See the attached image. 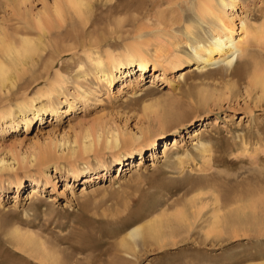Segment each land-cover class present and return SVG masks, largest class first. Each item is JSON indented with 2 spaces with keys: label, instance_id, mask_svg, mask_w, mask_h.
<instances>
[{
  "label": "rangeland",
  "instance_id": "1",
  "mask_svg": "<svg viewBox=\"0 0 264 264\" xmlns=\"http://www.w3.org/2000/svg\"><path fill=\"white\" fill-rule=\"evenodd\" d=\"M88 1L89 14L70 9L58 31L61 36L29 34L40 46L45 40L50 45L45 43L48 47L40 51L41 59L27 58L25 66L10 70L17 79L14 85L6 81L0 87V264L264 263V96L260 90L247 93V79L234 83L228 67L221 64L194 69L193 76L180 81L178 73L192 66V60L166 70L161 80L153 74L162 72L159 66L140 71L132 65L128 73L122 68L114 72L108 87L92 59L124 53L131 45H144L152 54L158 48L157 53L175 51L170 41L174 35L182 37L185 25L194 23V0ZM233 1L226 14L232 19L234 35L240 32L241 22L248 28L260 26L262 31L240 61L254 51L264 54V0ZM53 2L0 0V32L3 28L2 34L18 41L24 19L46 12ZM37 74L44 75L33 81ZM52 81L58 82L54 92L40 95ZM199 96L206 99V107L198 106ZM29 99L32 102L21 111L19 105ZM54 104L58 116L50 111ZM178 111L186 112L184 121L171 122L153 144H141L139 150L135 140L119 150L121 161L130 162L123 165L126 169L119 177L113 157L117 149H104L99 141L83 152L86 131L96 138L97 133L115 129L135 139L147 127L160 133L158 116ZM203 136L211 139L213 159L206 164L194 148ZM173 141L176 144L171 146ZM183 149L188 153L176 164L175 151ZM101 153L104 157L98 159ZM46 155L50 158L44 160ZM71 166L78 171L74 175ZM32 185L39 192L30 198ZM183 203L190 206L186 210L189 231L179 227L172 234L173 225H168L162 242L136 237V242L130 241L137 243L133 248H123V239H133L126 235L129 228L181 209ZM241 204L248 208L233 215ZM214 213L222 216L225 225L219 234L206 235ZM14 233L28 237L23 239L28 246L23 244L29 253L15 244ZM38 248L41 254L35 252Z\"/></svg>",
  "mask_w": 264,
  "mask_h": 264
},
{
  "label": "bare ground",
  "instance_id": "2",
  "mask_svg": "<svg viewBox=\"0 0 264 264\" xmlns=\"http://www.w3.org/2000/svg\"><path fill=\"white\" fill-rule=\"evenodd\" d=\"M19 3H21V2H19ZM89 3H91V2H89L88 0H54L52 8H49V10H47L46 12H43L42 14L39 13V15L35 14L36 16L35 17L32 16L31 20L30 19L28 20L26 18L24 19V24L26 26L25 27H22V25L20 26V28H22L21 29L22 32L18 31L19 29H17V31L22 35L20 36L19 33H17L18 35L15 34L16 37L17 36L20 37L18 39V41L14 38L7 37L4 34H2V31L4 29L1 28L2 31L0 32V87L3 86L6 81H10V84L14 85L15 82H17V79L14 76L12 77L11 74H9L10 70L11 69H14V70L17 69L18 65L19 66H21V65L25 66L27 63H29V62H26V60L32 59L35 56L40 58V56H41L40 51H43V50H45V47L46 48L48 47V45H45V43H47V42H45L46 40L45 41L43 40L44 43L42 42V44L45 47L40 46L39 45L40 42L38 43L34 39H32V36H31L32 33H34L33 36H35V34H36V35H44L43 37L52 36V34L56 35L58 33H59L58 35H60L61 32H58V31L60 30V28H62L63 23H65V20L67 19L66 17L69 15L70 9L78 12L77 13L78 15L79 14L80 15H86L89 11ZM15 5H17V3ZM233 5H234L233 0H194V2L192 3V10H193L192 13L194 16V23L185 25L182 37H179V36H176L173 34L174 38H173V40L170 41V43L173 46L177 47V49H175V51L172 50L169 53H167V52L157 53L159 50V48H158V50H155V51L153 50L154 52L152 54V52L150 53L149 52L150 50L148 51V49L145 48L144 45H131V46H128L126 48L124 53H119V54L108 53L106 59H102L101 57H97L95 59L91 58V59H92L93 63L97 67H99V71L101 72L100 77L104 78V80L108 83V87L114 79V77H113L114 72L115 71L121 72L122 68H123V71L126 70V73H128L129 70H132V67H131L132 65H137V67H138L137 70H140V71L145 70L149 65H152L153 68H155L156 66H159V68H161L162 72L158 73L156 71V72H153V74L155 73L157 80H159V79L161 80L162 78H164V74H165L166 70L177 67L182 63H189V61L192 60L195 62L194 64H192V66H190V67H192V69L189 67L188 69L181 70L178 73L177 78L180 81L181 80L186 81V79L188 77L193 76L195 74L193 71L194 69H196L197 71L198 70L200 71V70H204V68L207 66H212L215 64H221V65H225L228 67V70L230 72L229 75L231 78L234 79V83L237 82L238 80H242V79L244 80L245 78L247 79V82L245 84V89L247 90V93L251 90L258 89V91L260 90L261 95L264 96V61L262 62V60H261L262 56L264 54L263 53L261 54L259 52L256 53L254 51V52L249 53L250 55H248L247 57H245L243 60L240 61V59L246 54L247 48L249 47V43L258 42L256 40V38H257V32L261 31V30L260 31L258 30V29H260V26H257L256 28H252V27L248 28L245 26L244 22H241L240 32L236 33L237 35L235 36L234 35L235 30H234V25L232 23V19L228 18L227 14H226V12L228 13L227 9L229 7L231 8ZM24 9H26V8L24 7ZM15 11L17 12V10H15ZM19 12H20V10H19ZM81 18H82V16H81ZM20 19H22V18H20ZM17 27H19V25ZM53 30H55L56 33H53L52 32ZM17 31L15 30V33ZM4 33H5V31H4ZM260 33H258V37H260L259 36ZM29 34H31V35H29ZM65 35L63 37H60V39L61 38L64 39ZM67 36H68V34H67ZM33 38H35V37H33ZM55 39H57V38H55ZM58 39H59V37H58ZM50 42H51V40H50ZM163 42H165V41H163ZM47 44H49V43H47ZM159 45L160 44H158V46ZM55 52L57 53V51H55ZM92 54L93 53H91V55ZM57 57L58 56H56V58ZM39 58H38V60L41 59V58L40 59ZM50 61H52V60H50ZM37 62L38 61L36 60L35 63H37ZM38 63H40V62H38ZM49 63H51V62H49ZM26 67H25V69H26ZM29 68H30V66H29ZM45 69H47V68H45ZM21 74H23V73H21ZM25 74H26V72H25ZM46 74H48V72L45 73V75ZM43 75L44 74H37V75L32 76L31 79L33 81H37L40 78H42ZM56 75L58 76V72ZM20 76H22V75H20ZM52 82H48L49 86H47V88H45L44 90H40L39 94L46 96V97L50 96L52 94V92H54L55 86L58 83L57 81L53 82V83ZM230 90L231 89L229 88V91ZM236 90H238V89L236 88ZM31 102H32V99H29L26 103L22 102L23 104L19 105L21 111L25 110V108L28 106L27 103H31ZM206 102L207 101L204 98V96H201L198 106L206 107L207 106ZM38 110L40 111V109H38ZM50 111L55 116L59 115L58 114V112H59L58 106H56L55 104L51 105ZM168 113L165 112V114H161L157 118V125H158V129H159L160 133H155V132L151 133V131L149 130L150 128L147 127L145 129V131L142 130L141 133L136 134L138 136L135 137V139L133 137H124L123 133H121L119 130H115V129H110L107 133H97L96 138H94V137L91 138L90 133L86 131V133L84 134L85 141L83 142V146H82L83 152H85V153L89 152L92 145L94 146V143L99 142V141H100V143H102L101 145L104 146V149H109V150L117 149V151L114 152L113 157L116 159V162L118 164V169H119L118 170V177H119V175H121V172H122L121 170L126 169L123 167V165L128 166V164H130V162L124 164L121 161V159L118 156L120 149L129 148L130 146H132L134 144L135 140H139L137 146H138V149L141 150V144H145V145L153 144L155 142L154 141L155 137L158 134H161L163 137L164 128H166L167 125H170L171 122H174L176 124H181L184 121L185 116H186V112L178 111V112H172L171 114H168ZM2 117H4V116H2ZM28 123H29V120L27 119L25 122L26 127H27ZM210 140L211 139L209 136L208 137L203 136L202 138L200 137L198 139L197 143H195L196 145L194 146L195 150H197V152H196V153H198L197 155H200V154L202 155V160H203L204 164L209 163L213 159L212 157H211L212 159L210 158V156H212L211 155V146L209 145ZM174 143L175 142L173 141L171 146L174 145ZM139 150H138V152H139ZM183 150H185V149H183ZM162 153L165 154V151L163 150ZM175 153L177 154L174 158V159H176L175 161H177L176 164L179 163V165H180L182 163L181 160L186 155L185 153H188V152H187V150H185L183 152H179L178 150H176ZM101 157H104L103 153L99 154L98 159H100ZM165 157H167L166 154H165ZM48 158H50V155H46L44 160H46ZM187 158H189V156H187ZM88 160H89V158L85 159L84 161L87 162ZM98 161L103 162V160H98ZM121 163H122V165H121ZM2 164H3V162L1 161V165ZM75 167L76 166H71L72 172L70 174L73 173V175H74V173L76 174L78 172V171L74 172V170L76 169ZM206 178H208V177H206ZM103 185L104 184L102 183L99 186H97V188L102 187ZM37 192H39V189L36 185L30 186L28 197H30V198L34 197L35 195L38 194ZM242 204H241V207H239V208L235 207V210H233V211H236V209H237V211L233 215L238 216V213H240L242 210H244L243 207H245V206L242 207ZM245 204H247V203H245ZM188 205L189 204L183 203V206L181 209L175 210L174 212H172L170 214L160 213L159 215H157L153 219H150L149 221H147V223L145 225H142V226L134 225V226H132L131 228H129L127 230L126 235H127V237H129V238L131 237L133 239L129 240V239L125 238L122 241L120 240L121 245L123 246V248L130 250L131 248L134 247L135 244H137V243H133L134 244L133 245L132 243H130L131 240L135 241L134 238H136V237L142 238L143 241H145L147 239H149V240L154 239L158 242H162L165 239L164 238L165 233L163 234V228L166 230L165 227H167L168 225L169 226L173 225L171 228V229H174V231L171 232L172 234H174L175 231H177V229L179 227L180 228L182 227L183 229H186V231H189L187 226H189L190 223H189V217L186 213V210L188 209L187 207H190ZM250 206H252V205H250ZM193 208H194V206H193ZM245 208H248V207H245ZM212 215H213V220H212L210 226L208 227V230L206 231V235H210V234H214V233L219 234L220 228L221 227L223 228L225 225L223 223L224 221L221 218L222 217L221 215L219 216V214L217 215V213H214ZM233 215H232V217H233ZM171 229H167V230L170 231ZM167 233H169V232L166 231V234ZM16 235H18V241H17V239L15 240V238H13L12 240H15V244L17 243L18 245H20L21 248L24 249L26 247L23 244L24 242L26 243V241H24L26 239H24V238H28V237H24L23 238L24 240H23L21 238L20 234L16 233ZM16 235H15V233H14V235L12 234L11 238L12 237L17 238ZM19 236H20L21 240H23V242L19 239ZM23 236L24 235H22V237ZM19 242H22V244ZM31 242H34V241H31ZM29 244H30V242H29ZM22 246H24V247H22ZM27 246H28V244H27ZM38 250H39V248L37 249V251L35 250V252L36 253L39 252ZM24 251L25 252L27 251L26 248ZM35 252H33V254ZM41 257H43V259H44V256H41ZM262 264H264V263H262Z\"/></svg>",
  "mask_w": 264,
  "mask_h": 264
}]
</instances>
